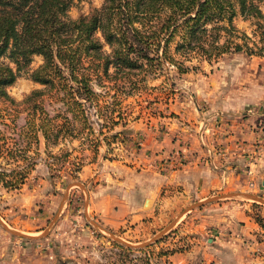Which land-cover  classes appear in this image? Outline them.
I'll return each instance as SVG.
<instances>
[{"label":"rangeland","instance_id":"374dc122","mask_svg":"<svg viewBox=\"0 0 264 264\" xmlns=\"http://www.w3.org/2000/svg\"><path fill=\"white\" fill-rule=\"evenodd\" d=\"M101 4L102 0H74L68 16L76 19ZM260 8L264 14V4ZM233 24L239 32L256 41L261 53L231 52L217 61L207 62L189 49L181 54L176 52L182 34L175 33L166 46L167 59L161 58L158 66H148L144 73H120L116 78L101 73L93 76L97 102L82 101L83 112L89 118L86 125L74 118L62 99L63 93L57 90L35 96L36 101L30 106L23 102L31 91L44 88L27 75L7 87L11 99L0 98V231L16 237L21 246L29 239L41 240L35 242H40L37 244L42 249L48 244L62 245L58 256L69 258L70 264H264L261 215L255 219L263 231L250 236L236 234L229 228L218 231L221 225L206 228L202 235L193 231L194 221L199 220L198 212L219 202L237 201L264 209V204L241 196L207 201L229 194H249L264 202L260 191L264 186L259 181L254 191L220 193L192 201L158 225L140 227L127 234L100 232L98 223L87 220L82 212V181L78 173L90 154L105 146L110 152L120 148L122 152L117 149L115 157L117 153L124 157L129 148L140 147L143 144L140 139L130 142L128 124L145 114L156 116L174 96L178 101L186 97L191 100V93L195 98L201 96V90L208 85L205 79L210 75L221 81L228 93L235 86L244 91L251 89V94L238 96L255 99L253 108L258 105L264 114V38L259 39L262 31L257 30L256 19H245L240 14L233 18ZM224 37L222 33L221 42ZM234 40L242 42L241 38ZM41 63L42 57L34 56L30 68L36 69ZM157 64L154 62L153 66ZM179 68L186 70L181 72ZM171 116L179 115L172 113ZM42 119L50 126L48 139L39 126ZM250 127L255 135L250 162L258 159L260 163L264 159V115L256 116ZM258 169L264 177L262 162Z\"/></svg>","mask_w":264,"mask_h":264},{"label":"crops","instance_id":"0c3cea01","mask_svg":"<svg viewBox=\"0 0 264 264\" xmlns=\"http://www.w3.org/2000/svg\"><path fill=\"white\" fill-rule=\"evenodd\" d=\"M213 76L205 79L208 85L201 96L195 98L191 93V100L186 97L183 101L174 96L156 116L145 114L130 122V142L140 139V147L129 148L124 157L118 153L115 157L120 148L110 152L105 146L90 154L78 173L82 212L87 220L98 223L100 232L127 234L140 227L151 228L192 201L220 193L254 191L258 181H264L258 169L261 162L264 167V159L250 162L255 136L250 126L256 116L264 115L262 109L258 105L253 108L255 99L238 96L251 94V89L235 86L228 93ZM228 94L233 97L228 98ZM172 113L179 116L172 117ZM185 149L187 159L182 160L178 151ZM260 191L264 195V189ZM257 215L264 218V209L237 201L219 202L198 212L193 231L202 235L206 228L221 225L218 231L229 228L250 236L263 231ZM35 241L41 240L29 239L21 246L16 237L0 231V264L71 263L69 258L58 256L62 245L48 244L42 249Z\"/></svg>","mask_w":264,"mask_h":264},{"label":"trees","instance_id":"16d2710c","mask_svg":"<svg viewBox=\"0 0 264 264\" xmlns=\"http://www.w3.org/2000/svg\"><path fill=\"white\" fill-rule=\"evenodd\" d=\"M73 1L0 0L1 99L10 100L7 87L27 75L44 88L31 91L23 102L30 106L35 96L57 90L63 93L74 118L86 125L89 118L82 101L97 102L93 76L101 73L116 78L120 73H144L148 66H158L161 58L167 59L166 46L175 33L182 34L176 52L189 49L207 62L217 61L225 53L252 55L262 50L255 40L239 32L233 18L240 14L256 19L257 30L264 35L260 8L264 0H102L100 7L72 19L68 12ZM34 56H41L42 63L31 69ZM154 62L158 64L153 66ZM47 125L43 119L39 124L48 139Z\"/></svg>","mask_w":264,"mask_h":264},{"label":"water","instance_id":"95a60500","mask_svg":"<svg viewBox=\"0 0 264 264\" xmlns=\"http://www.w3.org/2000/svg\"><path fill=\"white\" fill-rule=\"evenodd\" d=\"M262 186H264V181L262 182ZM263 188V187H262ZM236 196H241L242 198H244V199H250V200H252V201H254V202H258V203H261V204H264V202H259V200L255 197V196H252V195H249V194H229V195H225V196H221V197H217V198H213V199H208L207 201H211V200H216V199H221V198H230V197H236ZM206 201V202H207ZM201 204V203H200ZM199 204H197V205H194L193 207H196V206H198ZM192 207V208H193ZM13 234H17L18 235V233H16V232H13ZM160 236V235H159ZM159 236H157L156 238H154L153 240L155 241ZM145 244V243H144ZM144 244H142V245H144Z\"/></svg>","mask_w":264,"mask_h":264},{"label":"built area","instance_id":"2783aa9c","mask_svg":"<svg viewBox=\"0 0 264 264\" xmlns=\"http://www.w3.org/2000/svg\"><path fill=\"white\" fill-rule=\"evenodd\" d=\"M141 144V143H140ZM188 151H187V149H185V150H180V151H178V157L180 158V159H182V160H186L187 158H186V156H187V153ZM201 160H203V157H201L200 158ZM250 173V172H249ZM250 186H253V183H250Z\"/></svg>","mask_w":264,"mask_h":264}]
</instances>
